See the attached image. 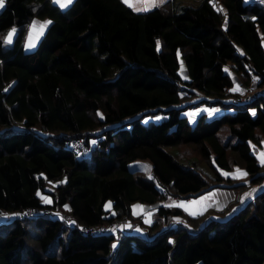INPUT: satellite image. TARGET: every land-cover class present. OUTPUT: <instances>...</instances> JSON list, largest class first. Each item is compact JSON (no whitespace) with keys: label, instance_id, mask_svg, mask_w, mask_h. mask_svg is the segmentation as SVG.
I'll return each mask as SVG.
<instances>
[{"label":"trees","instance_id":"obj_1","mask_svg":"<svg viewBox=\"0 0 264 264\" xmlns=\"http://www.w3.org/2000/svg\"><path fill=\"white\" fill-rule=\"evenodd\" d=\"M34 22L39 38L25 51ZM231 75L244 92H226ZM263 85L264 0H163L146 11L123 0H4L0 212L11 215L0 222V264H262L264 187L222 220L163 199L215 187L238 194L225 175L236 169L258 181L264 90L248 89ZM203 103L224 109L208 119L182 113ZM153 108L165 116L140 119ZM74 138L93 141L86 157L68 146ZM134 158L150 162L149 175L128 167ZM134 203L155 204L147 224ZM100 224L109 228H78Z\"/></svg>","mask_w":264,"mask_h":264},{"label":"rangeland","instance_id":"obj_2","mask_svg":"<svg viewBox=\"0 0 264 264\" xmlns=\"http://www.w3.org/2000/svg\"><path fill=\"white\" fill-rule=\"evenodd\" d=\"M124 2H125V0H123ZM159 1L160 0H156V3H159ZM140 2H142V3H144L145 4V0H130V3H126V4H128L129 6L130 5H132V6H130V7H132L133 9H135V11H137L136 9L137 8H141V9H143L142 7L143 6H138L137 7V4L138 3H140ZM146 5V4H145ZM152 6H148V9L149 8H151ZM144 8H145V6H144ZM30 28L25 32V34H24V36H23V48H24V50L25 51H29V50H31V49H33L34 47H35V45H36V43H37V40H38V36H36V34H34V32L32 31V30H34L33 29V25H30L29 26ZM14 29V27L13 26H11V27H9V28H7L3 33H2V39H3V41L5 42V43H10L11 41H12V38H13V36H14V33H13V35H12V37H11V41L10 42H7V38H8V34H9V32H11L12 30ZM35 31L38 33L39 32V26H37V27H35ZM29 44H32L33 46H31V47H29ZM178 66H179V68L182 70L183 69V62H182V59H181V57L180 56H178ZM231 77H232V80H233V82H232V85H231V87L226 91V92H237V93H242V92H244L245 91V86L244 85H242V84H239L238 83V80L233 76V75H231ZM237 86H239V89L240 90H238V91H232V89H234V88H237ZM224 89H226V88H224ZM264 90V85H263V87H260V88H255V89H252L251 87H249V89H248V92H249V94H254V93H256V92H261V91H263ZM197 98H195V99H193V100H196ZM192 100V101H193ZM224 109V107L222 106V105H220V104H214V105H209V104H201L200 106H198V107H195V108H192V107H186L185 108V110H189V111H185V110H183L182 111V113L183 112H185L186 113V115L187 116H189V117H193L194 115H196V114H199L200 112H203V116H204V118L205 119H208V118H210V117H212V116H214V115H216L217 113H219L220 111H222ZM165 116V113L163 112V111H161V110H156L155 108H153V109H150L148 112H142V113H140L139 114V117H140V119L141 120H143V121H147V120H152V121H157V120H159V119H161V118H163ZM193 120V118H189V121H192ZM252 152H253V154H254V156H255V158H256V163H258L259 165H260V170H259V174H260V178L258 179L260 182L262 181V179H263V175H264V163H261V153H264V139H263V141L260 143V145L257 147V149L255 150V151H253L252 150ZM127 164H128V167L129 168H138L139 169V171L141 172V174H143V175H149V173H150V162L147 160V159H145V158H134V159H132V160H130V161H128L127 162ZM228 176H231V175H228ZM231 177H233V176H231ZM247 177V176H246ZM234 178V177H233ZM258 181V182H259ZM234 182L236 183V184H242V183H239V182H237V179L236 178H234ZM243 182V184H246V185H249V186H252V185H256V183H258V182H256V183H251L250 181H249V177H247L245 180H243L242 181ZM39 195H40V198H41V203L42 204H49L50 202H51V200H50V198H49V195H47V194H45V193H43V192H40L39 193ZM200 195V194H199ZM199 195H197V196H199ZM197 196H195V197H197ZM195 197H191V198H185V199H176V198H172V197H169V196H165L164 197V199H163V203H164V206H171L172 205V202H174L173 204L174 205H178V204H180L181 202H185V203H189V202H194L193 201V199L195 198ZM46 200L47 201H50V202H46ZM231 200H233L234 202H238V197H237V195H235L234 194V197L231 199ZM230 200V201H231ZM185 203H183V204H185ZM245 204V203H244ZM201 206V205H200ZM243 206V204H241V205H239L238 207H242ZM65 208V207H64ZM142 209H144V210H140V214L141 215H138V218L140 219V220H142L141 222H143V223H145V224H147V222L151 219V215H150V213H151V211H153L155 208H150L149 207V205H144L143 207H142ZM202 207H201V209H199V208H197V210L195 211V213H196V215H199L200 213H202ZM43 211L44 212H46V214L47 215H49V216H51V217H54V218H57V219H61V218H65L66 219V221H70V222H72V219L70 218V217H68L67 216V214L65 213V211L64 210H61V209H51L49 206H43ZM187 212V211H186ZM22 214L23 215H27V214H25V212H22ZM133 214V213H132ZM10 215L11 214H7V213H3V212H0V222L1 221H3V220H5L6 218H9L10 217ZM133 215H135V214H133ZM208 217V216H207ZM204 218H206V217H204ZM217 219V218H216ZM223 218H219V219H217V220H222ZM67 222V223H68ZM69 222V223H70ZM129 221H127V220H124L123 222H121V223H119V224H117V228H119V227H128L129 226ZM115 227V226H114ZM113 227L112 226H110V229H112ZM115 229V228H114ZM120 229V228H119ZM123 229V228H122ZM138 230V229H137ZM83 232V231H82ZM137 232H139L140 234H143V231H142V229H141V231H137ZM145 234V233H144ZM146 236V235H145ZM262 264H264V262L262 263Z\"/></svg>","mask_w":264,"mask_h":264},{"label":"crops","instance_id":"obj_3","mask_svg":"<svg viewBox=\"0 0 264 264\" xmlns=\"http://www.w3.org/2000/svg\"><path fill=\"white\" fill-rule=\"evenodd\" d=\"M160 2V1H159ZM157 4V3H155ZM132 6V5H131ZM138 6H143L142 8H144V6H146L144 3L140 2L137 4V7ZM241 170L242 172H244L242 169H239ZM237 171L236 170H233L232 172H230V174H235ZM264 172V171H263ZM233 176V175H231ZM247 176V175H246ZM246 176H243L242 178H239L237 179V182L239 183H242L240 184V190L237 191L238 194L234 193L232 188H220V187H215V188H212L211 190L209 191H205L203 193H201L199 196L195 197L193 199L194 202H198V203H195L193 204L192 202H189V203H185V202H181V203H185V205H189V208L186 210L185 207H180L178 205L180 204H176L182 211L190 214V212H194L197 210V208L201 209L202 207V213H200L201 215L203 214L204 217H206L207 219L213 217V218H222L224 216H227L229 215L230 213L234 212L239 205L246 203L249 199H251L253 197V195L258 191L260 190L261 188L264 187V175H263V179L262 181L258 183H256V185H252V186H249V185H246V184H243V180H245L247 177ZM234 177V176H233ZM234 194L237 195L238 197V202L236 201L235 204H232L228 209H224V206L226 205V203H228L233 197H234ZM188 200V199H187ZM174 202H172V205ZM145 204H139V203H134L131 205V212L133 214H140V210H144L142 209V207L144 206ZM201 205V206H200ZM150 208H155V204H151L149 205ZM224 209L223 213L219 212L220 210ZM191 215H195L196 216V213L195 214H191ZM208 216V217H207ZM119 228H126V227H119ZM138 229V230H137ZM133 230H136V231H141L139 226H135L133 227Z\"/></svg>","mask_w":264,"mask_h":264},{"label":"built area","instance_id":"obj_4","mask_svg":"<svg viewBox=\"0 0 264 264\" xmlns=\"http://www.w3.org/2000/svg\"><path fill=\"white\" fill-rule=\"evenodd\" d=\"M251 96V94H249ZM249 96L242 97V99H248ZM93 145V141L90 142L89 144L84 143L83 139L80 138H74L71 139L68 142V146L71 148V150L74 152L77 157H86L88 153L90 152V147ZM23 212L25 214L30 215V214H36L38 210L36 208H27ZM78 228L80 231L83 232H98V231H104L108 229V225L105 224H100L97 226H82L78 225Z\"/></svg>","mask_w":264,"mask_h":264},{"label":"snow or ice","instance_id":"obj_5","mask_svg":"<svg viewBox=\"0 0 264 264\" xmlns=\"http://www.w3.org/2000/svg\"><path fill=\"white\" fill-rule=\"evenodd\" d=\"M55 2L58 3L59 6H60L61 8H64V7H66L68 4L72 3V0H55ZM160 2H163V0H160ZM125 3H130V0H125ZM155 3H156V0H145V4H146L145 8H143V9H141V8H137L136 10H137V11H142V10H145V11H146V10H148V6H155ZM3 5H4V0H0V7H3ZM130 6H131V5H130ZM48 23H50V22H48ZM45 26H46V25H40L41 30H42ZM33 29L35 30V22H34V24H33ZM14 32H15V29H13L11 32H9V34H8V38H7V42H10V41H11V37H12V35H13ZM31 46H33V45H32V44H29V47H31ZM238 90H240V89H239V86H237V88L232 89V91H238ZM261 163H264V153H261ZM225 175H226V176H227V175H233L234 178L239 179V178H242L243 176H246L247 173L242 172L241 170L237 169V171H236L235 174L225 173ZM46 202H50V201H47V200H46ZM192 203L195 204V203H198V202H192ZM178 206H180V207H185L186 210L189 208V205H185V204H183V203H181V204L178 205ZM190 214H195V213H194V212H190Z\"/></svg>","mask_w":264,"mask_h":264},{"label":"clouds","instance_id":"obj_6","mask_svg":"<svg viewBox=\"0 0 264 264\" xmlns=\"http://www.w3.org/2000/svg\"><path fill=\"white\" fill-rule=\"evenodd\" d=\"M73 222V221H72ZM109 228V227H108Z\"/></svg>","mask_w":264,"mask_h":264}]
</instances>
